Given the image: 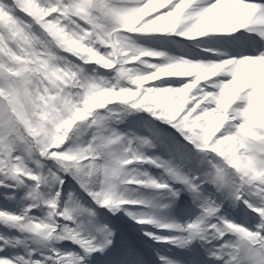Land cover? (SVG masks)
<instances>
[{
  "label": "snow or ice",
  "instance_id": "snow-or-ice-1",
  "mask_svg": "<svg viewBox=\"0 0 264 264\" xmlns=\"http://www.w3.org/2000/svg\"><path fill=\"white\" fill-rule=\"evenodd\" d=\"M0 264H264V0H0Z\"/></svg>",
  "mask_w": 264,
  "mask_h": 264
}]
</instances>
